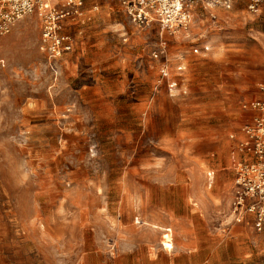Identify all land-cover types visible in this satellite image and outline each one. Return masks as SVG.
Returning <instances> with one entry per match:
<instances>
[{"label":"rangeland","instance_id":"1","mask_svg":"<svg viewBox=\"0 0 264 264\" xmlns=\"http://www.w3.org/2000/svg\"><path fill=\"white\" fill-rule=\"evenodd\" d=\"M236 7L223 30V57H232L223 66L264 78V1L256 14L247 4ZM86 10L82 19L68 22L75 50L58 62L40 50L42 27L36 17L0 39V201L5 219L19 215V257L13 264H74L94 240L113 258L123 247L143 243L170 251L177 241L176 231L155 229L167 227L147 222L137 207L124 206L123 191L115 185L125 181L126 127L99 117L110 116L113 108L102 103L114 99L115 115L122 118L128 114L127 100L139 104L129 91L148 62L159 64L160 76L162 62L153 58L160 29H138L118 3L88 0ZM187 40L172 39L169 54L192 50ZM224 77L229 85V75ZM92 184H111V190Z\"/></svg>","mask_w":264,"mask_h":264},{"label":"crops","instance_id":"2","mask_svg":"<svg viewBox=\"0 0 264 264\" xmlns=\"http://www.w3.org/2000/svg\"><path fill=\"white\" fill-rule=\"evenodd\" d=\"M246 4L242 0L233 6L208 8L203 0H196L191 7L194 24L177 39H189L193 49H178L171 55L185 57L187 95L181 91L173 95L167 85L157 90L159 64L148 62L137 74V86L129 91L139 97V104L132 106L127 100L126 116L115 115V99L102 103L113 110L110 116L101 114V120L112 126L123 121L127 129L123 131L129 144L125 181L115 188L123 191L124 206L137 207L144 220L167 227L155 229L176 231L173 252L142 243L135 249L121 248L113 258L110 250L94 240L93 248L81 249L74 264H264V232L256 229V216L247 214L241 224L233 223L231 217L235 166L243 159L232 137L241 138L243 128L258 115L244 110L243 104L264 99L259 92L263 77H248L240 68L223 66L232 59L223 57V30L231 25L228 18L238 11L236 5ZM97 40L100 46L102 41ZM177 65L173 62L174 69ZM226 74L229 85L224 81ZM249 93L253 97L245 99ZM92 185L111 190V184ZM3 214L1 200L0 261L13 264L14 256L19 257V215L5 219Z\"/></svg>","mask_w":264,"mask_h":264},{"label":"built area","instance_id":"3","mask_svg":"<svg viewBox=\"0 0 264 264\" xmlns=\"http://www.w3.org/2000/svg\"><path fill=\"white\" fill-rule=\"evenodd\" d=\"M88 0H0V39L13 33L20 22L29 17L39 19L42 27L40 50L54 62L75 50V38L66 31L70 21L82 19ZM118 3L125 16L138 29L158 26L160 41L153 53L161 61L157 90L167 85L170 91L187 95L183 62L185 57L172 58L170 41L187 34L194 24L191 7L196 0H105ZM234 0H204L217 8ZM264 0H248L249 11L256 14ZM98 10V5L95 6ZM173 62L178 63L176 69ZM264 95V86L260 88ZM243 109L258 115L243 128L237 140V152L243 156L235 166V200L232 207L233 223L241 224L247 214L256 216L255 227L264 232V99L245 102ZM136 222L141 224L139 218ZM167 237V236H166Z\"/></svg>","mask_w":264,"mask_h":264}]
</instances>
